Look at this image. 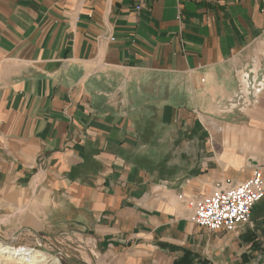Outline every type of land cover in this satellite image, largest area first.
<instances>
[{
  "label": "crops",
  "instance_id": "1",
  "mask_svg": "<svg viewBox=\"0 0 264 264\" xmlns=\"http://www.w3.org/2000/svg\"><path fill=\"white\" fill-rule=\"evenodd\" d=\"M138 4L0 0V239L92 264H264V198L234 231L190 221L215 183L264 174V0ZM182 124L165 175L142 146Z\"/></svg>",
  "mask_w": 264,
  "mask_h": 264
},
{
  "label": "built area",
  "instance_id": "2",
  "mask_svg": "<svg viewBox=\"0 0 264 264\" xmlns=\"http://www.w3.org/2000/svg\"><path fill=\"white\" fill-rule=\"evenodd\" d=\"M181 3L183 0H171ZM136 9L139 10L142 0ZM248 75L244 76L240 87L247 88L250 82ZM259 85V83H257ZM253 86L247 94L252 93ZM259 90V89H258ZM239 90L237 100L243 104L244 96ZM264 198V174L255 169L250 177L237 183L223 186L220 182L214 184L210 194L194 200L191 205L193 214L190 221L200 228L210 232L236 230L250 222L253 207Z\"/></svg>",
  "mask_w": 264,
  "mask_h": 264
},
{
  "label": "rangeland",
  "instance_id": "3",
  "mask_svg": "<svg viewBox=\"0 0 264 264\" xmlns=\"http://www.w3.org/2000/svg\"><path fill=\"white\" fill-rule=\"evenodd\" d=\"M157 114H150L149 122L155 123V117ZM225 116V114H222ZM185 125V124H184ZM182 124L179 129L178 126L175 127H163L155 128L153 132L149 133V136L155 137L158 136L161 142L164 144L143 145V150L146 148L149 149V156L153 159L151 161L154 164L155 168L160 170L165 175L171 174L172 172H178L181 166L186 162L180 160H172L173 152L178 150L179 146L172 143L168 144L166 142L173 141L172 136H189L190 130ZM151 137L147 138L151 141ZM176 139V138H175ZM177 140V139H176ZM176 164V165H174ZM253 214L251 215V217ZM250 225V222L249 224ZM245 225V226H247ZM12 240V244L9 243L14 248L29 249L34 250L38 253V256L34 260L33 264H92V258L86 257L82 251H79L75 245H61V244H48L41 240H35L31 236H22L19 239ZM5 242L0 239V242ZM14 241V242H13ZM7 243V242H5ZM0 264H26L22 261H19L15 258L6 257L3 254H0Z\"/></svg>",
  "mask_w": 264,
  "mask_h": 264
},
{
  "label": "bare ground",
  "instance_id": "4",
  "mask_svg": "<svg viewBox=\"0 0 264 264\" xmlns=\"http://www.w3.org/2000/svg\"><path fill=\"white\" fill-rule=\"evenodd\" d=\"M0 254H3L6 257L18 259L26 264H33L34 260L38 256V253L32 249L14 248L10 244L4 242H0Z\"/></svg>",
  "mask_w": 264,
  "mask_h": 264
},
{
  "label": "water",
  "instance_id": "5",
  "mask_svg": "<svg viewBox=\"0 0 264 264\" xmlns=\"http://www.w3.org/2000/svg\"><path fill=\"white\" fill-rule=\"evenodd\" d=\"M2 242V241H1ZM5 243V242H4ZM8 243V242H7ZM9 244V243H8ZM18 260V259H17ZM20 261V260H19ZM25 263V262H24Z\"/></svg>",
  "mask_w": 264,
  "mask_h": 264
}]
</instances>
